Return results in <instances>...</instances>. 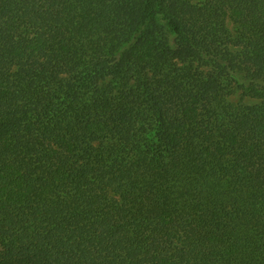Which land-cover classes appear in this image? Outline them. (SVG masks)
<instances>
[{
    "label": "trees",
    "instance_id": "16d2710c",
    "mask_svg": "<svg viewBox=\"0 0 264 264\" xmlns=\"http://www.w3.org/2000/svg\"><path fill=\"white\" fill-rule=\"evenodd\" d=\"M0 264H264V0H0Z\"/></svg>",
    "mask_w": 264,
    "mask_h": 264
},
{
    "label": "rangeland",
    "instance_id": "374dc122",
    "mask_svg": "<svg viewBox=\"0 0 264 264\" xmlns=\"http://www.w3.org/2000/svg\"><path fill=\"white\" fill-rule=\"evenodd\" d=\"M238 96H239V95H238ZM233 99L236 100V99H237V95H235V96L233 97Z\"/></svg>",
    "mask_w": 264,
    "mask_h": 264
}]
</instances>
